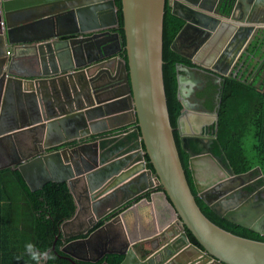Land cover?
<instances>
[{
	"label": "water",
	"instance_id": "water-1",
	"mask_svg": "<svg viewBox=\"0 0 264 264\" xmlns=\"http://www.w3.org/2000/svg\"><path fill=\"white\" fill-rule=\"evenodd\" d=\"M217 2L166 0L183 20L170 46L218 75L239 48L231 68L240 78L249 58L264 62V42L254 35L264 34V0H233L227 14ZM163 4L120 0L123 59L114 0H0V168L18 170L32 190L65 182L75 209L58 233H85L66 244L96 250L86 261L114 252L117 264H264V240L217 225L195 201L194 194L217 215L264 234V198L242 189L253 169L261 171L234 172L222 151L212 153L216 123L200 135L205 122L183 94L188 67L178 62L173 128L194 194L186 179L162 81ZM254 41L255 56L246 49Z\"/></svg>",
	"mask_w": 264,
	"mask_h": 264
},
{
	"label": "trees",
	"instance_id": "trees-1",
	"mask_svg": "<svg viewBox=\"0 0 264 264\" xmlns=\"http://www.w3.org/2000/svg\"><path fill=\"white\" fill-rule=\"evenodd\" d=\"M233 0H218L216 9L227 14ZM118 22L115 30L119 35L121 48L117 52L125 59L123 31L121 28L120 0H114ZM183 20L170 11L164 0L161 29V70L168 117L172 128L181 104L175 96V64L178 62L193 65L188 58L174 51L170 42ZM257 39V38H256ZM255 41L247 47L256 52ZM247 73L242 78L230 75L221 77L216 107V136L210 141V150L219 155L234 172L245 171L257 165L264 177V85L255 83ZM208 87L213 85L208 83ZM214 91V90H213ZM211 95V93H210ZM209 96V95H208ZM209 100L206 99L208 104ZM173 136L178 155L191 191L186 153L178 145L176 131ZM89 135L87 138H92ZM85 139V138H83ZM71 139L63 144H74ZM146 159V157H145ZM146 166L150 163L146 160ZM200 210L217 225L238 235L264 240V235L229 221L214 213L194 194ZM75 209L73 197L63 181H47L36 189H29L15 168H0V264H38L37 258L48 251L43 264H76L62 255L59 223L70 217ZM101 221L97 222L99 224ZM187 238L197 244L191 233L184 228ZM57 236L55 237V235ZM53 243L54 248L51 249ZM34 245L37 258L33 259L26 245ZM54 257V258H53ZM121 255L114 252L104 253L92 264H117Z\"/></svg>",
	"mask_w": 264,
	"mask_h": 264
},
{
	"label": "flooded vegetation",
	"instance_id": "flooded-vegetation-1",
	"mask_svg": "<svg viewBox=\"0 0 264 264\" xmlns=\"http://www.w3.org/2000/svg\"><path fill=\"white\" fill-rule=\"evenodd\" d=\"M240 13V12H239ZM239 13H236L239 15ZM255 36L261 37L260 42H264V34L260 32V30L255 31ZM258 50L253 52V55H257ZM187 58V57H185ZM200 58V57H199ZM240 58V57H239ZM241 59V58H240ZM245 59V58H244ZM243 59V60H244ZM182 63V61L180 62ZM250 67L245 68L246 70H242L240 73V78L244 75L245 72H248L251 78L256 77L255 83L258 84L259 82H262L264 85V62L256 61L254 58H249ZM233 64V63H232ZM232 64H230V67H233ZM182 65L188 67L186 73H185V80L188 82H184V89L183 94L184 96L190 101L193 102V106H195V111L199 114V121L205 122V125H201V131L200 135H206V134H212V128L214 123H216V120L213 118V112H216V107L218 104V98H217V89L220 82V79L224 75H230V76H236L232 73V68H229L224 73H217L214 72V70H210L208 67H203L204 69H199V67H196L194 65L182 63ZM241 68V65H240ZM183 79V81H184ZM208 83L213 85L212 89L211 87H208ZM214 90V91H213ZM211 93V95H210ZM209 95V96H208ZM206 99L209 100L208 104L206 103ZM217 116V115H216ZM217 119V117H216ZM212 140V139H211ZM210 140V141H211ZM210 146V143H209ZM3 159L0 157V161ZM254 167V166H253ZM252 168V167H251ZM263 175H261L259 172H257L255 169L252 171V178H251V184H247L246 186L242 187V189H246L248 191H251V198H257L262 197L264 198V180H262ZM264 178V177H263ZM237 195L240 194L239 191L236 193ZM260 198V199H262ZM264 201V199H263ZM84 234L81 235H73L66 238H61V244L59 246V249L62 252V255L66 257L67 259L71 260L72 262L76 264H92L93 261H86L84 258L86 255H96L97 251L92 249L85 250V247L82 249H79L74 246H68L66 244L67 241L76 238L84 236ZM264 235V234H263ZM62 246H65L66 249H68L70 252H72L71 259L68 258L67 253L62 251ZM52 249V248H51ZM48 251L46 250L43 254H41L37 260H40L42 264L46 260L47 257H45V253ZM91 252V253H89ZM101 257V256H100ZM98 257L97 259H99ZM95 259V260H97ZM94 260V261H95Z\"/></svg>",
	"mask_w": 264,
	"mask_h": 264
},
{
	"label": "crops",
	"instance_id": "crops-1",
	"mask_svg": "<svg viewBox=\"0 0 264 264\" xmlns=\"http://www.w3.org/2000/svg\"><path fill=\"white\" fill-rule=\"evenodd\" d=\"M211 1L212 0H207V2L210 4L211 3ZM245 1H249V0H245ZM241 5H242V2L240 3ZM242 6H244V3H243V5ZM240 11H242L241 10V8H237L236 10H235V13H239ZM189 36L188 35H185V36H183L182 38H181V40H184V39H186V38H188ZM210 49H211V46H209L208 47V49H204L203 51H202V53L200 54V58L201 59H205V57L207 58L208 56H209V54H208V52L210 51ZM10 52H11V49H10V51H9V53L8 54H10ZM230 52H232V51H230ZM232 54V53H231ZM230 54V55H231ZM130 217H132V215H130ZM133 218V217H132ZM131 218V219H132Z\"/></svg>",
	"mask_w": 264,
	"mask_h": 264
},
{
	"label": "clouds",
	"instance_id": "clouds-1",
	"mask_svg": "<svg viewBox=\"0 0 264 264\" xmlns=\"http://www.w3.org/2000/svg\"><path fill=\"white\" fill-rule=\"evenodd\" d=\"M26 250H27L28 253L32 256L33 259H36V258H37V253H36V251H35V249H34V245H32V244H28V245H26ZM44 255H45V257L48 256L47 253H45ZM53 258H54V257H53ZM37 263H39V262H37ZM40 263L42 264V262H40Z\"/></svg>",
	"mask_w": 264,
	"mask_h": 264
},
{
	"label": "bare ground",
	"instance_id": "bare-ground-1",
	"mask_svg": "<svg viewBox=\"0 0 264 264\" xmlns=\"http://www.w3.org/2000/svg\"><path fill=\"white\" fill-rule=\"evenodd\" d=\"M238 50H239V48H238ZM238 50H237L236 52L232 53V56H231L230 59H229L228 65H230V63H231V64L233 63L234 56L237 54ZM230 68H231V67H230Z\"/></svg>",
	"mask_w": 264,
	"mask_h": 264
},
{
	"label": "built area",
	"instance_id": "built-area-1",
	"mask_svg": "<svg viewBox=\"0 0 264 264\" xmlns=\"http://www.w3.org/2000/svg\"><path fill=\"white\" fill-rule=\"evenodd\" d=\"M5 53H7V54H8V53H9V50H8V49H6V50H5ZM38 264H41V263L39 262Z\"/></svg>",
	"mask_w": 264,
	"mask_h": 264
},
{
	"label": "rangeland",
	"instance_id": "rangeland-1",
	"mask_svg": "<svg viewBox=\"0 0 264 264\" xmlns=\"http://www.w3.org/2000/svg\"><path fill=\"white\" fill-rule=\"evenodd\" d=\"M247 46H249V43L247 44ZM246 49H247V47H246ZM249 67H250V66H249ZM249 67H248V69H249ZM247 73H248V72H245L244 75L247 74Z\"/></svg>",
	"mask_w": 264,
	"mask_h": 264
}]
</instances>
